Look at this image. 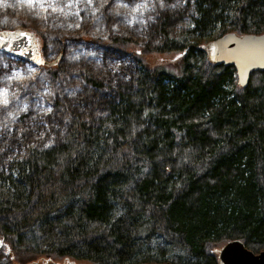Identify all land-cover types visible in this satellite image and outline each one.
Masks as SVG:
<instances>
[{"label":"trees","instance_id":"obj_1","mask_svg":"<svg viewBox=\"0 0 264 264\" xmlns=\"http://www.w3.org/2000/svg\"><path fill=\"white\" fill-rule=\"evenodd\" d=\"M187 8L177 33L173 16L159 19L155 45L98 41L137 62L129 85L0 173V264H218L234 240L264 250V72L239 87L204 49L227 33H264V0ZM173 52L170 66L150 62Z\"/></svg>","mask_w":264,"mask_h":264},{"label":"rangeland","instance_id":"obj_2","mask_svg":"<svg viewBox=\"0 0 264 264\" xmlns=\"http://www.w3.org/2000/svg\"><path fill=\"white\" fill-rule=\"evenodd\" d=\"M189 3L163 0L161 7L160 0H0V31L33 34L45 61L36 67L0 51V89L6 90L9 101L6 107L0 104V173L29 149L58 141L69 129L71 115L93 121L104 110L103 101L129 85L137 62L101 48L98 41L125 38L155 45L161 39L157 32L161 17L173 16L172 34L188 26ZM137 4L148 6L137 9ZM177 56V52L155 55L150 62L170 66ZM81 71L96 77L101 90L85 83ZM54 95L69 115L56 108Z\"/></svg>","mask_w":264,"mask_h":264},{"label":"water","instance_id":"obj_3","mask_svg":"<svg viewBox=\"0 0 264 264\" xmlns=\"http://www.w3.org/2000/svg\"><path fill=\"white\" fill-rule=\"evenodd\" d=\"M21 32L28 35L21 36ZM0 41L1 52L23 59L36 67L45 64L33 34L25 30H2ZM204 49L211 63L234 68L239 87L248 84L252 73L264 72V33L260 35L227 33L209 42ZM1 246L0 239V248ZM216 253L218 264H264V250L254 254L239 240L226 243Z\"/></svg>","mask_w":264,"mask_h":264},{"label":"snow or ice","instance_id":"obj_4","mask_svg":"<svg viewBox=\"0 0 264 264\" xmlns=\"http://www.w3.org/2000/svg\"><path fill=\"white\" fill-rule=\"evenodd\" d=\"M32 2H34V0H28V3H32ZM104 2L107 3L108 0H104ZM89 3H91V0H89ZM124 6H126V5H124ZM147 6H148L147 4H137L136 8L137 9L146 8ZM160 6L164 7L163 0H160ZM53 11H55V8H53ZM77 27H79V25H77ZM20 35L21 36H26L28 34L24 33V32H21ZM0 42H2V41H0ZM40 62L42 63V61H40ZM10 79H11V77H10ZM0 104H2L5 107L9 104V101L7 99V92H6L5 89H0ZM25 107H27V106H25ZM46 111H51V109H47ZM48 146H49V144H45L44 145V147H48Z\"/></svg>","mask_w":264,"mask_h":264}]
</instances>
